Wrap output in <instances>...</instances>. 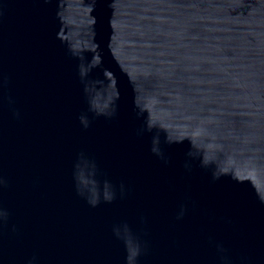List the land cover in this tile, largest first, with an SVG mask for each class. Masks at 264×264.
Returning a JSON list of instances; mask_svg holds the SVG:
<instances>
[{
  "label": "water",
  "instance_id": "1",
  "mask_svg": "<svg viewBox=\"0 0 264 264\" xmlns=\"http://www.w3.org/2000/svg\"><path fill=\"white\" fill-rule=\"evenodd\" d=\"M0 264H264V0H0Z\"/></svg>",
  "mask_w": 264,
  "mask_h": 264
}]
</instances>
